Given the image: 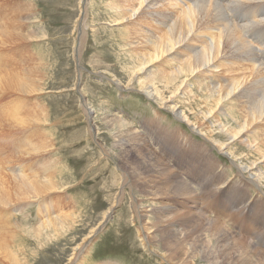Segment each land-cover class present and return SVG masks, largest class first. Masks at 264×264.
<instances>
[{
    "label": "rangeland",
    "instance_id": "obj_1",
    "mask_svg": "<svg viewBox=\"0 0 264 264\" xmlns=\"http://www.w3.org/2000/svg\"><path fill=\"white\" fill-rule=\"evenodd\" d=\"M129 1L0 0V26L10 30L6 32L7 35L9 32L10 37L0 35V76L27 73L31 87L37 93L21 94L18 90L8 88V92L0 91V188L5 186L3 190L0 189V197L9 200L6 203L9 207L22 208L12 214L10 219L15 224L11 231L16 234L14 239L8 238L9 247L16 245L20 248L18 256L21 261H26L34 248L35 235L25 233L23 238L19 226L36 229L42 219L52 218L57 213H63V210L78 215L81 213V218L78 216L74 223V228L78 229L76 233L67 232L52 248L41 252L39 257L43 260L35 263L65 264L70 253L68 241L75 235L82 238L88 234L92 227L102 221L103 213L112 207L110 220L86 240L88 253L84 256V264L107 261H117L120 264H166L158 255L155 257L149 251L150 247L154 250L153 244L149 245L146 241L143 246L141 241L139 228L142 224L139 219L141 214L151 213L141 210L147 206L151 209L153 204L152 195L138 177L146 176L149 180L155 177L151 172L142 170L136 154L124 159L122 142L128 140L140 151V155L146 153L143 152L144 148L155 153L163 166L168 165L188 185L187 199L170 198L172 201L166 202L172 209V216L176 214L173 213L175 211L181 216V213L192 209L198 211L207 220L209 232L226 229L236 240L237 237L241 238L248 242L250 249L264 254V223L253 232L250 230L254 223L252 219L255 216L260 219L258 216H261L256 215V211H260L264 205V197L258 194L264 195V183L256 180V189L252 185L250 187L245 182L247 179H242L247 176L246 169L244 171L240 168L249 161L235 160L229 151L220 148L213 137L204 134L213 130L218 122L230 118L225 112V117L217 113L215 118H203L205 103L201 101V94L206 93L213 85L217 87L225 81V76L221 77L216 73H221L220 68H211L206 73L204 71L202 77L194 78L191 88L196 95L192 93V100L187 101L185 97L189 96L180 95L176 109L188 114L189 122L179 116L176 118V111L168 107L170 101L161 103L148 97L138 80L131 79L135 50H139L140 46H147L148 37L155 38L168 28L166 26L160 31L161 22L166 21L164 19L170 18L168 22L173 23L180 11L188 6L198 10L201 5L215 6L216 3L229 23L242 25L241 30H244L245 23L251 26V29L241 32L252 47L251 51L255 52H252L254 58L258 56L256 65L260 66H264V42L261 43L259 39L264 38V31L257 29L263 27L264 20L259 21L261 16L253 22L252 19L249 22L243 20L248 0H240L242 3H238V0H157L143 18L136 17V13L128 21L119 20V23H115L114 13L118 10L112 5L120 6ZM175 1L178 3L173 4ZM186 1L190 4L186 5ZM84 5L86 9L81 21ZM10 22L13 23L11 27L7 26ZM81 23H84L82 34ZM255 24L257 27H254ZM208 42L212 41L208 39ZM193 44L196 47L192 45V49L202 47L197 42ZM178 46L177 44L176 47ZM183 54V51L172 53L168 60L157 61L155 69L152 65L150 68L155 72H168L175 65L173 58L183 57ZM234 63L242 66L239 62ZM223 73L231 75L237 71ZM165 95L168 96L167 93ZM83 103L86 104L85 108ZM39 105L46 107L47 120L25 128L19 125L20 119L36 116ZM86 108L91 110L89 114ZM108 119L115 120L116 126L108 124ZM257 125L255 131L264 132V121ZM217 131L215 129L213 133ZM255 131L253 134L258 135ZM28 132L33 144L39 145L44 139V147L40 152L38 149H31V146L14 150L16 154L14 151L10 152L15 145L18 147L22 143L21 140ZM37 132L39 137L37 135L36 138L34 136ZM222 132L225 133L224 130ZM253 134L248 133L243 140L251 141ZM242 142L238 146L244 151L249 149L248 144ZM45 148L49 150L41 152ZM8 153L12 155L9 156ZM249 156L253 159L251 154ZM42 157L44 165L39 161ZM31 169H36L43 179L51 176V181L60 185V190L49 191L40 197L31 190V199H26L24 193L17 194L18 186L13 182L16 180L14 178L29 173ZM135 169H140L138 174ZM168 172L170 179L176 178V175ZM3 177H6V182ZM40 177H36V180L44 181ZM10 189L15 192L10 193ZM25 195H30V192L27 190ZM16 196L23 197L15 198ZM10 199L20 201L11 205L13 201ZM154 201L156 209L163 205L160 199ZM5 209L0 206V212H5ZM250 214L252 219L249 218ZM181 220L184 221L183 218ZM182 221L179 227L186 228L187 224ZM169 224L166 223L167 230ZM214 224L216 229L213 228ZM209 232H203V244L205 248L219 253L218 245H213L216 240ZM7 243L2 239V246ZM31 257L30 260L33 261V256Z\"/></svg>",
    "mask_w": 264,
    "mask_h": 264
},
{
    "label": "bare ground",
    "instance_id": "obj_2",
    "mask_svg": "<svg viewBox=\"0 0 264 264\" xmlns=\"http://www.w3.org/2000/svg\"><path fill=\"white\" fill-rule=\"evenodd\" d=\"M248 1L249 3H247L246 6L248 9L243 11L245 15L243 20L249 22V20L252 19L253 22L257 20L256 18L258 16H261L258 19L259 21L263 22L264 12H261L260 10H264V0ZM157 2V0H130L124 5H112L118 10L114 13V21L115 23H119V20L122 22L128 21L131 19L130 16L136 13V17L139 16L143 18L145 14L149 12L150 8ZM237 2L242 3L240 0ZM176 3L178 2L175 1L173 4ZM185 4L189 5L190 3L189 1H186ZM85 5L82 8V14L80 15L81 21H83L85 13ZM198 8L199 9L196 10L188 6V8L180 11L177 20H174L173 23L168 22L170 18L164 19L166 21L161 22L162 28L160 31H162V29L166 26L168 28H166L162 34L156 36L155 38H152L153 36H150L151 38L148 37L146 39L148 45L145 47L140 46L139 50H135V62L132 65L131 79L138 80V83L142 85L143 89L145 90L144 93H146L148 97H153L161 103H167L170 101L171 104L168 107L170 110L176 111V118L179 116L181 119L189 122L187 119L189 118V115L185 112L182 113L181 111H177L176 109L177 104L180 102V95L189 96V98L185 97L187 101L192 100L191 96L193 94L196 95L194 90L191 88L194 78L197 79L199 76L202 77L201 74L204 71V73H206V71H209L211 68H220L221 73H216L221 77L225 76V79H223L225 81L219 83L217 87L213 85L206 93L201 94V101L205 103V108L202 109V113L203 118L206 120L215 118L217 113L224 117L227 114L230 118H225L222 122L217 121L218 123L214 126L213 130H208L204 134L210 138L213 137L220 148L229 151V153L234 156L235 160L242 159V162H245L243 160L249 161L248 163H243V165L240 166V168H243L244 171L246 169L247 176H243V178L241 174L238 176L242 179H247L245 182H247L250 187L252 185L256 189V180L258 182L262 181L264 183V172H262V169H264V166L262 165L264 163V132L262 130L257 132L255 131L257 130V123L264 121V66H260L259 64L256 65L257 61L259 60L258 56H255L254 58L252 53L254 51H251L252 47L249 46L248 40H246L243 32H241L247 28L251 29L252 27L249 25L247 26L245 23L243 25L244 30H241L242 25L238 26L237 24H233V22L229 23L230 21L223 17V14L220 12V7L216 3L215 6L212 4L208 6L201 5ZM198 13H200L199 16ZM125 18L127 20H125ZM12 24L13 23L11 22L7 23V26L11 27ZM83 24L84 23L80 24L81 34L84 31ZM254 27H257V25L255 24ZM7 30L8 29L6 27L0 26V35H7ZM257 30L263 32L264 24L263 27ZM7 36H9V32ZM208 39H210L212 42L209 43ZM259 40L261 43L264 42V38ZM193 42H197L199 46L202 47L200 49H195L196 46L193 44ZM177 44L179 45L178 47H176ZM192 45L195 46L193 49L191 47ZM141 49H143L144 52H142ZM178 51L184 52L183 57L181 56L177 59L173 58L175 65L171 67L170 71L167 72L160 70L155 72V70H152V68L155 69L160 59L168 60L172 56V53L176 54ZM234 62H239L242 66ZM151 65L152 68H150ZM160 66L161 65H159V67ZM226 71H237V73H233L231 75H226V73L222 74V72ZM28 75L29 74L27 73H23L22 75L12 74L0 76V84L5 86L2 87L0 85V91H6L8 88L13 91L18 90L21 94L25 93L37 95L35 89L33 90L31 87ZM35 88L39 89L37 86H35ZM165 93H167L168 96H166ZM83 107H86L85 103H83ZM234 109L236 112H234ZM239 110L240 112H238ZM90 111V109L86 108V112L88 114ZM236 115H238V118H236ZM47 117L48 112L46 107L44 105H39L36 116L31 115V117H26L24 120L20 119L21 122L19 121V125L23 126V128L29 125L35 126L34 124L41 120L46 121ZM195 118L199 120L197 115H195ZM116 123L117 122L115 120L108 119V124L116 126ZM215 129L218 131L213 133ZM26 130L27 129H25V131ZM222 130H224L225 133L222 132ZM253 131H255V133L258 135L253 134ZM250 132L253 134L251 141L243 140L245 135ZM37 133L36 136H34L36 138L37 135L39 137V133ZM27 134L28 135L25 134L24 139L21 140L22 143L18 147L15 145L14 148L10 150V152L14 150L19 151L25 146L28 148L31 146V149H38L40 152V149L44 147V139H42V143L40 142L42 145L39 143V146L35 143L37 145L36 146L32 143V138L30 137L31 135L29 132ZM114 136L116 135L114 134ZM227 138L228 142L226 143ZM242 141H245L249 146V149L245 150L246 152L242 150L240 146H238V143H241ZM122 144L123 156H125L124 159L128 158L129 155L136 154L135 156L138 158L137 161H140L139 164L142 166V170L144 172H151L153 177L156 178L149 180L150 178H147L146 176L141 175V177H138L146 185L147 190L152 195L151 203L153 204V208L148 209L147 206L144 210H141H146L147 212L151 211V213L149 212L141 214L139 219L142 224L141 227L139 226V234L142 236V244L144 246L146 241L149 245L153 244L152 247L155 251L150 249L151 247L149 248V251L151 250L152 255L155 254V257L158 255L163 263L167 262L168 264H264L263 253L250 249L249 245L247 244L248 242L241 238L237 237L236 240L235 236L232 233L229 234L226 229L209 232L207 229V220L202 213L192 209L189 211L187 210V213H181L183 216H181L180 213H177L176 211H172L173 213H176L174 215L175 217L172 216L170 214L171 208L168 207L166 202L177 198H181V200L182 198L187 199V197H189L188 185L176 173H174L172 169H169L168 165L166 167L163 166L162 162L155 153L153 154L150 150L144 148L143 152L146 151V153H144V155H140V151L138 152L136 147H134L130 141L126 140L125 142H122ZM48 150L49 148H45L41 152H46ZM28 151L31 150L29 149ZM250 154L253 156V159L250 158ZM11 155L12 154L10 153L9 156ZM9 156H7V160ZM4 158L5 157H3V159ZM39 161H41L40 164L44 165L43 157ZM260 162H262V164ZM45 170L48 173V170ZM1 171L3 170L1 169ZM22 171H24V169ZM139 171H136V173ZM168 171L176 175V178L170 179L171 177ZM36 177H40V174H38L36 169H31L30 172L26 173L25 175L21 174V176H16L14 179H16L18 182L16 180L13 182L18 186L17 194L22 195L24 193L26 199H31V190L35 191L36 195L39 197L49 191L57 189L60 190V185L51 181V176L46 177V179L44 176V179L40 177L44 181L36 180ZM3 178L6 182V177ZM4 188L5 186L0 189L3 190ZM120 188L121 190L123 189V187ZM27 190L30 192V195H25ZM14 192L15 190L10 189V193ZM258 194H260V197H264V195L261 193L258 192ZM19 197L23 196H16L15 198ZM157 199L162 200L163 205L156 209V203L154 200ZM10 200L13 201L11 205H14L15 202L20 201L13 199ZM8 202L9 200L6 197H0V206L6 208L5 212L3 210L0 212V230L3 229L0 232V236H4L3 238L0 237V264H35L37 262H41V260H43L40 258L41 256L39 257L41 252L52 248V245L57 240L64 238L67 232L74 234L76 233V230H78L74 228V223L78 216L81 218V213L80 215L73 214V212H68L67 210H65V212L63 210V213L61 212L55 214V216H52V218L42 219L41 222L38 223L36 229L31 230L30 227H22L23 225L19 226L23 238L25 237V233L28 235L34 233L35 235V239L33 241L34 248L32 249L31 254L26 259V261H21L18 256L20 248H18L16 245L9 247L7 243L8 238L11 237L14 239L16 234L11 231V227L15 224L14 222L12 224L10 219L12 214H14L17 210H20L19 208L21 207H9L6 204ZM184 204L186 205L187 202ZM112 213L113 209L112 207H109L105 211V214L103 213L102 221L100 220L96 226L92 227L88 234H85L82 238H79V236L75 235L68 241L70 253L65 261V264H70L71 262V264H84V256L88 253L87 245L85 244L86 240L95 234L101 228L103 223L110 220ZM256 215H261L258 216L260 219L255 218L256 216L254 219L250 218L252 214L249 216V218L254 221V223H252L253 228L249 227L251 228L250 230H252V232L254 229L256 230L264 223V205L261 207L260 211H256ZM180 218H183L184 221H182ZM150 219L155 220V222H152ZM260 220L262 221L260 222ZM181 221L183 224H187L185 226L186 228L179 227ZM165 222L170 223L168 230ZM213 228H217L215 224L213 225ZM204 231L209 232L210 236L216 240V244L213 245H218L217 247L219 253L213 252L208 247L205 248L203 244ZM2 239L7 243L5 246L1 245ZM82 253H84L83 256ZM31 256H33V261L35 262L30 260L32 258ZM80 257H82L81 261ZM99 264L120 263L117 261H107L106 263L99 262Z\"/></svg>",
    "mask_w": 264,
    "mask_h": 264
},
{
    "label": "water",
    "instance_id": "obj_3",
    "mask_svg": "<svg viewBox=\"0 0 264 264\" xmlns=\"http://www.w3.org/2000/svg\"><path fill=\"white\" fill-rule=\"evenodd\" d=\"M83 6V5H82Z\"/></svg>",
    "mask_w": 264,
    "mask_h": 264
}]
</instances>
